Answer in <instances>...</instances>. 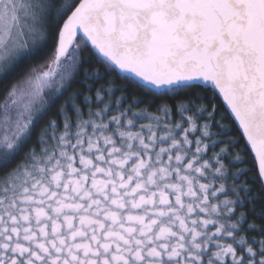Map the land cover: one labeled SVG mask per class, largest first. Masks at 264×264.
Returning a JSON list of instances; mask_svg holds the SVG:
<instances>
[{"label": "snow or ice", "instance_id": "obj_1", "mask_svg": "<svg viewBox=\"0 0 264 264\" xmlns=\"http://www.w3.org/2000/svg\"><path fill=\"white\" fill-rule=\"evenodd\" d=\"M0 97V264H264V0H0Z\"/></svg>", "mask_w": 264, "mask_h": 264}, {"label": "trees", "instance_id": "obj_2", "mask_svg": "<svg viewBox=\"0 0 264 264\" xmlns=\"http://www.w3.org/2000/svg\"><path fill=\"white\" fill-rule=\"evenodd\" d=\"M47 51H49V46H46V47H45L44 53H47ZM44 53H42L40 56L34 57L33 59H31V60L28 61V62H25V64L23 65V67L20 69V71L22 72L25 68H27L29 63L35 64L37 61H42V60H43V55H44ZM93 67H97V65H93ZM210 88H211V86H209V85H207V84H205V85L200 84V86L197 87L196 90H197V91H202V90H207V89H210ZM117 95H119V93H117ZM138 95H141V94L138 93ZM177 99H178V100H179V99H183V95L177 97ZM169 102H171V101H169ZM0 103H2V97H0ZM113 106H114V105H113ZM125 106H127V101H125ZM138 107H144V105L141 104V105H138ZM150 111H154V108H153V109H150ZM229 122H231V121H229ZM242 143H243V141H242ZM246 155H247L249 158H250V156H251L250 153H249V154H246ZM226 162H227V161H226ZM231 170H233V169H230V171H231ZM247 219H248V222H249V223H252V222H259V219H260V218L257 217L255 221H253V218H252V217H248ZM245 226H246V225H245ZM250 234H251V233H250Z\"/></svg>", "mask_w": 264, "mask_h": 264}, {"label": "water", "instance_id": "obj_3", "mask_svg": "<svg viewBox=\"0 0 264 264\" xmlns=\"http://www.w3.org/2000/svg\"><path fill=\"white\" fill-rule=\"evenodd\" d=\"M200 84H203V85H205V83H203V82H200ZM207 85L211 86L210 84H207Z\"/></svg>", "mask_w": 264, "mask_h": 264}]
</instances>
